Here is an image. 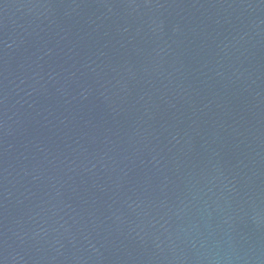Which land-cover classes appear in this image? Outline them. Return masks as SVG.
I'll use <instances>...</instances> for the list:
<instances>
[{"label":"water","instance_id":"obj_1","mask_svg":"<svg viewBox=\"0 0 264 264\" xmlns=\"http://www.w3.org/2000/svg\"><path fill=\"white\" fill-rule=\"evenodd\" d=\"M0 264H264V0H0Z\"/></svg>","mask_w":264,"mask_h":264}]
</instances>
